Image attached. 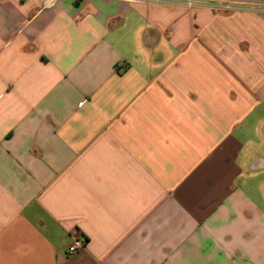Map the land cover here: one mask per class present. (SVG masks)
<instances>
[{
    "label": "crops",
    "instance_id": "1",
    "mask_svg": "<svg viewBox=\"0 0 264 264\" xmlns=\"http://www.w3.org/2000/svg\"><path fill=\"white\" fill-rule=\"evenodd\" d=\"M44 1L0 0V264H264V0Z\"/></svg>",
    "mask_w": 264,
    "mask_h": 264
},
{
    "label": "built area",
    "instance_id": "2",
    "mask_svg": "<svg viewBox=\"0 0 264 264\" xmlns=\"http://www.w3.org/2000/svg\"><path fill=\"white\" fill-rule=\"evenodd\" d=\"M56 0H45L43 2L42 8L47 9L54 6ZM156 1H163V0H156ZM221 7V6H219ZM85 241L79 238H74L70 245L67 248V254H73L81 249L84 248Z\"/></svg>",
    "mask_w": 264,
    "mask_h": 264
},
{
    "label": "rangeland",
    "instance_id": "3",
    "mask_svg": "<svg viewBox=\"0 0 264 264\" xmlns=\"http://www.w3.org/2000/svg\"><path fill=\"white\" fill-rule=\"evenodd\" d=\"M217 9H218V10H230V9H228V8H225V7H218Z\"/></svg>",
    "mask_w": 264,
    "mask_h": 264
}]
</instances>
